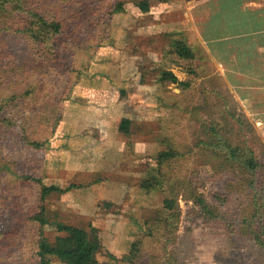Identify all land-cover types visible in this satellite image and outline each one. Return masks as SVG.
Segmentation results:
<instances>
[{
	"label": "rangeland",
	"instance_id": "obj_1",
	"mask_svg": "<svg viewBox=\"0 0 264 264\" xmlns=\"http://www.w3.org/2000/svg\"><path fill=\"white\" fill-rule=\"evenodd\" d=\"M39 1L47 6L44 11L63 9L72 41L54 48L46 42L35 53L16 34L0 37V106L13 96L23 104L18 118L23 114L28 123L22 126L9 115L14 132L0 133V167L10 178L25 172L41 178L29 194L30 205L46 209L52 246L73 232H96L102 243L98 264H140L130 258L131 243L144 238L145 221L157 216L168 195L155 181L162 178L160 153L174 147L191 157L205 138V126L223 119L231 121L230 135L237 141L239 118L247 124L245 138L264 153V0L34 3ZM176 40L193 46L204 64L198 73L175 65L170 51ZM6 45L14 46L21 60L1 56ZM164 69L199 88L183 94L177 83L160 80ZM45 79L64 95L62 118L48 115L49 109L35 101L34 88ZM114 129L122 132L120 140L111 137ZM78 147L103 152L106 165L66 161V150ZM117 160L124 167L120 171L113 169ZM184 163L185 173L200 171L206 179L202 191L218 203L225 187L220 178L212 179L210 163L198 155ZM132 164L137 170L128 169ZM180 204L178 261L165 255L158 264H264L253 240L206 224L199 207L190 215L192 202L180 198ZM11 221L0 209V229ZM51 264L73 263L52 257Z\"/></svg>",
	"mask_w": 264,
	"mask_h": 264
},
{
	"label": "trees",
	"instance_id": "obj_2",
	"mask_svg": "<svg viewBox=\"0 0 264 264\" xmlns=\"http://www.w3.org/2000/svg\"><path fill=\"white\" fill-rule=\"evenodd\" d=\"M74 1L79 5L78 0ZM34 2L35 0H0V37L16 34L27 40L35 53H40L46 42L53 48L59 41L69 45L72 33L62 19L63 9L55 11L53 8L50 13L44 11L47 8L44 2ZM83 2L86 9L87 3ZM106 39L107 37H102V41ZM4 51L1 56L5 55L3 57L6 59L13 58L12 61L15 59L17 62L21 60L20 53L14 46L7 48L6 45ZM170 53L175 65L183 72L198 73L204 68L187 40H176ZM16 64L18 68L22 66ZM160 80L177 83L183 94L199 88L193 83L181 81L169 69L161 72ZM33 95H38L39 98H35V101L43 104L45 110L49 109L48 115L62 118L64 95L55 82L45 79L34 88ZM186 101L187 98L184 97L182 104ZM21 105L23 104L10 96L0 106V133L4 136L14 132L9 115L13 114L15 121L19 120L17 107ZM20 116L22 126H28L24 115ZM237 121V141L230 135L233 129L231 121L223 119L218 124L208 123L205 126V138L195 148L197 151L194 155L210 163L212 179L220 178L224 183L225 192L217 195L218 203L210 202L202 191L206 179L198 169L184 172V160L194 155L190 157L188 152L174 147L158 155V168L162 178L155 181L159 187L167 188L168 195L157 216L145 221L144 238L132 241V262L158 264L165 255H170L169 259L174 262L178 261L176 245L179 242L178 231L183 216L180 204L182 198L194 205L188 212L190 215L194 216L196 207H199V214L206 224L221 228L225 233L239 234L253 240L259 259L264 263V153H257L245 138V120L239 118ZM50 134L53 135L52 131ZM24 138L29 139L27 136ZM0 174V209L8 212L12 218L7 227L0 229V264H51L52 257L73 264L99 263L98 254L102 243L96 232H73L61 237L57 245L50 244L45 231L49 222L46 209L42 207L41 210H36L30 205L33 195L29 194L33 190L37 191L34 186L41 182L39 176L25 172L21 176L10 178L4 167H0ZM27 179L32 180L28 185L24 183ZM171 245L174 247L169 251Z\"/></svg>",
	"mask_w": 264,
	"mask_h": 264
},
{
	"label": "crops",
	"instance_id": "obj_3",
	"mask_svg": "<svg viewBox=\"0 0 264 264\" xmlns=\"http://www.w3.org/2000/svg\"><path fill=\"white\" fill-rule=\"evenodd\" d=\"M61 122V121H60ZM67 122H69V123H71L72 121H71V119L69 120V121H67ZM75 122H77V121H75ZM71 125V124H70ZM59 128V127H58ZM57 128V129H58ZM56 129V132L54 131L53 132V135H55V134H57V130ZM79 132H81L82 130H81V128H79V129H77ZM116 129H114L113 131H112V136L111 137H113L114 139L117 137V135H119L118 137H117V139L118 140H120V136L122 135V132L121 131H119V129H117V133H116V131H115ZM75 132H77V131H75ZM113 134H115V135H113ZM53 135H51V137L53 136ZM68 135H70V134H68ZM118 140H117V143H118ZM108 146H106V148H107ZM75 148V147H74ZM104 148V147H103ZM122 151L124 150V148H122V147H119ZM76 149V148H75ZM75 149H71V150H69V149H67L66 150V158H64V159H66V161H69V162H77V161H79V160H83V161H81V163H84V161H87V162H91L93 165H98V166H104V165H106V161H105V159H106V156H104V154H103V152H101V151H97V152H88V151H86V150H81V149H79V147L77 148L78 150H75ZM65 151V150H64ZM64 151H62V152H64ZM68 153H70V154H68ZM75 153L76 154H78L79 155V158H77V155H75ZM64 154V153H63ZM62 154V155H63ZM64 156V155H63ZM81 157L83 158H87V159H81ZM68 158V159H67ZM77 158V160H74V159H76ZM89 159V160H88ZM80 162V161H79ZM78 162V163H79ZM91 163H85V164H90V165H92ZM131 166V168H128V166L126 167V168H128V169H131V170H137V166L136 165H130ZM109 167V166H108ZM122 168H124V167H121V165L119 164V161L117 160L116 161V163H115V165H113V169H116L117 171H120ZM137 174V172L135 171V175ZM118 176H122L121 174H116V178H118ZM123 177V176H122ZM125 178H127V177H130V175L129 176H127V175H125L124 176Z\"/></svg>",
	"mask_w": 264,
	"mask_h": 264
}]
</instances>
